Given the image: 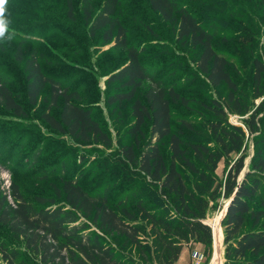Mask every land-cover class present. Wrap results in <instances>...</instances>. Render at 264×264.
Returning a JSON list of instances; mask_svg holds the SVG:
<instances>
[{"label": "trees", "instance_id": "16d2710c", "mask_svg": "<svg viewBox=\"0 0 264 264\" xmlns=\"http://www.w3.org/2000/svg\"><path fill=\"white\" fill-rule=\"evenodd\" d=\"M122 1L7 0L5 37L17 40L14 53L16 62L23 66L27 104L16 98L10 74L0 69V108L26 117L28 105L34 106L48 90L49 108L41 116L51 129L80 145L101 143L113 147L112 135L83 102L80 90L46 72L42 59L45 42L36 39L62 36L63 27L80 17L92 37L100 33L103 43L113 41L112 49L125 58L107 78V84L115 87L105 100L109 106L130 103L134 120L127 134L134 142L122 144L111 158L117 175L115 186L108 183L104 190L94 192L80 183V177L62 174L65 204L55 197L38 195L41 205L36 206L27 201L16 183L11 185L13 203H9L0 187V222L11 225L17 237L25 236L27 246L41 253L44 264H177L185 245L212 244L213 229L205 219L211 201L223 196L229 200L221 221L226 258L223 264H264V138L241 180L243 154L223 181L213 178L223 156L242 153L246 147V131L232 124L228 113L244 115L251 111L246 98L236 94L238 82L228 58L217 50L215 33L178 0L146 1L164 23L173 24L178 41L189 42L198 50L194 53L196 72L204 76V83L209 87L224 85L229 90L223 100L213 97L203 102L213 114L206 120L215 142L212 146L201 138H187L182 126L175 128L173 102L185 105L190 99L176 90V82L166 84L143 63L145 48L130 40L129 27L123 23ZM262 10L264 22V5ZM27 45L33 49L26 56ZM263 75L264 58L255 57V98L264 96ZM256 115L252 112L246 119L249 134L259 132ZM180 121L191 126L187 118ZM165 143L169 156L163 148ZM2 145L0 162L5 161L9 147L6 142ZM183 169L193 173L194 179L185 178ZM136 177L144 179L139 188L121 197L111 194V188L133 184ZM81 217L89 219L99 231L90 230ZM249 219L252 223L247 228ZM127 247L136 256L125 252ZM0 250L7 264H12L18 250L2 242Z\"/></svg>", "mask_w": 264, "mask_h": 264}, {"label": "rangeland", "instance_id": "374dc122", "mask_svg": "<svg viewBox=\"0 0 264 264\" xmlns=\"http://www.w3.org/2000/svg\"><path fill=\"white\" fill-rule=\"evenodd\" d=\"M146 1H122V12H125L123 23L129 27L130 40L145 48L142 61L156 76L161 77L166 84L176 82V90L190 99L185 105L173 102L175 128L182 126L181 130L187 138H201L215 146L206 122L213 114L203 102H209L213 97L223 100L228 96L229 90L224 85L209 87L204 83V76L196 72L194 53L198 50L189 42L178 41L173 24L164 23L149 8ZM178 1L196 13L206 29L215 33L217 50L228 58L231 73L238 82L239 90L236 94L242 99L246 98L250 104L251 111L247 114L228 113L229 121L246 131L245 150L242 153L232 152L228 157L223 156L213 171L214 180L223 181L232 164L243 154L245 167L238 177L241 180L244 173L250 169V159L257 153V148L262 146L264 138V102L261 103L264 96L254 97L255 88L252 81L254 58H264V0ZM62 32L63 35L59 37L36 38L45 42L42 59L46 72L80 90L83 102L92 108L93 115L101 122L102 127L110 132L114 145L110 149L101 143L80 145L73 142L68 135L51 129L41 116L42 112L49 108L48 90L42 93L34 106L28 105L29 114L26 117L14 116L0 108V138L4 140H0L1 151H4V142L9 145L4 153L5 161L0 162V187L9 203H13L11 185L16 183L27 201L36 206L41 205L36 199L38 195L55 197L58 203L65 204L62 174L80 177V183L88 190H104L106 184L111 186L117 177L113 173L115 163L112 162V156L122 144L134 142L127 134L134 120L129 111L130 103L109 106L105 100L108 92L115 87V84H107V78L111 70L122 64L125 58L121 52L112 49L113 41L103 43L100 33L92 37L80 17L77 22L64 26ZM36 39L32 40L37 43ZM16 44L17 40L13 38L5 37L0 40V69L10 74V86L15 90L16 98L27 104L23 66L15 59ZM32 49L30 45L24 46V54L27 56ZM148 84L145 82V85ZM252 112L257 114L259 132L249 134L245 122ZM182 118H187L191 126L182 125ZM145 130L148 134L147 126ZM163 148L169 156L168 144L165 143ZM104 159H107L106 162ZM12 167L15 170H11ZM183 173L185 178L194 179V174L187 169H183ZM136 180L133 184L111 188V194L115 198L125 196L132 189L139 188L144 179L136 177ZM150 197L153 198L152 195ZM228 201L223 196L211 201L205 219L211 225L213 234L214 230L219 228L218 239L214 234L213 242L209 246L198 243L185 245L177 264L225 262L224 228L221 221ZM80 220L86 222L90 230L99 231L89 219L81 217ZM251 223L249 219L247 228ZM25 240V236L15 235V229L11 225L0 222V243L18 250L12 264H44L41 253L28 247ZM129 249L127 247L125 252L136 256L135 251L131 252ZM0 264H7L1 250Z\"/></svg>", "mask_w": 264, "mask_h": 264}, {"label": "clouds", "instance_id": "9594fccd", "mask_svg": "<svg viewBox=\"0 0 264 264\" xmlns=\"http://www.w3.org/2000/svg\"><path fill=\"white\" fill-rule=\"evenodd\" d=\"M7 3V0H3V3H0V40H3L6 36V27L4 22V13H5V5ZM8 39H11V36L7 37Z\"/></svg>", "mask_w": 264, "mask_h": 264}, {"label": "bare ground", "instance_id": "6f19581e", "mask_svg": "<svg viewBox=\"0 0 264 264\" xmlns=\"http://www.w3.org/2000/svg\"><path fill=\"white\" fill-rule=\"evenodd\" d=\"M4 177H6V176H4ZM215 226H216V225H215ZM217 227H218V226H217ZM219 227H220V226H219ZM218 231H219V228H218V230H217V229L214 230V234H215L216 239H218V238H217L218 235H219V234H218ZM220 231H221V230H220ZM214 234H213V235H214ZM216 243H217V242H216Z\"/></svg>", "mask_w": 264, "mask_h": 264}, {"label": "snow or ice", "instance_id": "6c2138e0", "mask_svg": "<svg viewBox=\"0 0 264 264\" xmlns=\"http://www.w3.org/2000/svg\"><path fill=\"white\" fill-rule=\"evenodd\" d=\"M0 3H3V0H0Z\"/></svg>", "mask_w": 264, "mask_h": 264}, {"label": "crops", "instance_id": "0c3cea01", "mask_svg": "<svg viewBox=\"0 0 264 264\" xmlns=\"http://www.w3.org/2000/svg\"><path fill=\"white\" fill-rule=\"evenodd\" d=\"M182 251H184V249Z\"/></svg>", "mask_w": 264, "mask_h": 264}]
</instances>
